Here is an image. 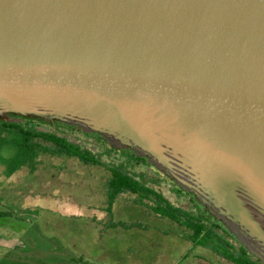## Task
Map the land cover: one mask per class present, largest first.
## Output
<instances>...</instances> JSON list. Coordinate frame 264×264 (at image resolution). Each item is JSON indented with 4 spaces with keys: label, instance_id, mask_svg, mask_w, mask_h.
I'll list each match as a JSON object with an SVG mask.
<instances>
[{
    "label": "water",
    "instance_id": "1",
    "mask_svg": "<svg viewBox=\"0 0 264 264\" xmlns=\"http://www.w3.org/2000/svg\"><path fill=\"white\" fill-rule=\"evenodd\" d=\"M10 114L145 158L264 264V0H0Z\"/></svg>",
    "mask_w": 264,
    "mask_h": 264
},
{
    "label": "rangeland",
    "instance_id": "2",
    "mask_svg": "<svg viewBox=\"0 0 264 264\" xmlns=\"http://www.w3.org/2000/svg\"><path fill=\"white\" fill-rule=\"evenodd\" d=\"M112 154L100 159L119 168L120 159ZM126 169L149 186L144 168L131 164ZM109 176L104 166L61 157L42 156L36 170L21 168L11 175L0 166V212H11L0 218V264H211L194 258L197 248L184 252L185 243L152 230L169 229L171 234L182 227L149 216L126 195L109 201L103 194ZM161 189L171 204L186 208L182 199ZM214 246L216 255L208 252L204 258L234 264L226 247Z\"/></svg>",
    "mask_w": 264,
    "mask_h": 264
},
{
    "label": "trees",
    "instance_id": "3",
    "mask_svg": "<svg viewBox=\"0 0 264 264\" xmlns=\"http://www.w3.org/2000/svg\"><path fill=\"white\" fill-rule=\"evenodd\" d=\"M30 119L32 118H24L14 114H10L6 118H0V166L5 169L6 175H11L21 168H26L29 171L36 170L42 156L75 159L88 166H104L110 172V178L105 187L109 201L126 195L128 196L126 198L130 201L147 206L145 200H153L158 206V208L152 209L154 212L176 221L184 216L183 224L192 231L193 239H197L195 243L201 246L212 243L213 245L218 244L222 248L226 247V251L232 255L231 259H233L234 264H262L249 254L221 223L214 222L213 218L195 200L194 203L198 210V213L195 214L191 213V209L188 213L183 214L181 209L168 204H166V210L162 209L159 206L163 202L162 198L127 171L126 166L135 164L134 160L118 153L116 156L120 159L117 165L119 168L113 166L112 162V164L109 162L104 163L101 161L100 156L107 155L111 157L112 152H92L89 148L79 144L75 138L63 134L64 131L72 130L73 127L58 122L62 127L60 130L39 131L37 130L39 125L31 122ZM93 135L99 136L97 134ZM130 154L133 159H143L136 158L133 152H130ZM177 189L183 191L179 187ZM131 195H135L137 198H129ZM10 214L9 211L0 212V218ZM228 238L234 241L236 245L234 246L228 241Z\"/></svg>",
    "mask_w": 264,
    "mask_h": 264
},
{
    "label": "flooded vegetation",
    "instance_id": "4",
    "mask_svg": "<svg viewBox=\"0 0 264 264\" xmlns=\"http://www.w3.org/2000/svg\"><path fill=\"white\" fill-rule=\"evenodd\" d=\"M24 118H32L30 119L31 122L36 123L37 125H39V127L41 126L50 131H56L62 128L58 124L57 121H55L54 123H51L50 121H46L42 118L31 117V116L24 117ZM63 134L75 138L79 144H81L82 146H85L86 148H89L91 144L97 146V149H94L91 147L89 148L92 152L98 151V152H114L116 154L121 153L124 156L128 157L129 159L134 160L135 164H132L133 168H144L145 169V172H144L146 174L145 180H147L149 184V186L147 185L146 186L149 187L151 190L155 191L162 198L163 202H161L159 205L162 209L164 210L167 209L166 204L170 206H174V204H171L168 197L164 195L165 192L163 193L161 186L165 188L167 196L176 195L184 201V203L186 204V208H182L179 205L174 206V207L181 209L183 214L188 213L192 206L194 208H197L194 203V199L190 194L185 193V191L178 190L176 185L170 179H168L165 175H163L161 172L156 170L150 163H148V161L145 158L138 157L134 154L136 158H143V159H137V160L133 159V156H131L130 154V152H133V151L128 150V149H114L111 146H109L108 143L102 137L93 135L92 133L83 132L80 129H77L75 127H73L72 130L64 131ZM107 146H109L110 148H108ZM108 179L106 180L108 181ZM131 196H133L132 198H137V196L135 195H131ZM145 202L149 205L148 207H151L153 210L154 208L155 209L158 208L157 204L153 200L151 201L145 200ZM180 218H184V216ZM178 222L183 223L184 221L179 220Z\"/></svg>",
    "mask_w": 264,
    "mask_h": 264
},
{
    "label": "crops",
    "instance_id": "5",
    "mask_svg": "<svg viewBox=\"0 0 264 264\" xmlns=\"http://www.w3.org/2000/svg\"><path fill=\"white\" fill-rule=\"evenodd\" d=\"M103 194H104V196H106L105 189L103 191ZM129 203L130 204L132 203V204H135L137 206H140L141 208H143L144 210H146V213L149 216H153L155 218L167 219L171 223H173L175 225H178L179 227H182V228H179L178 231L171 232V234H169V231H171L169 229L153 227L155 229H152V230L155 233H158L161 236L169 237V235H171L172 237L178 239L181 243H185V245L183 247V251L184 252H186L187 250L190 251L192 248H197L196 253L198 255L197 256H194V258H196V260H198L200 262L203 260V261H207V262H209L211 264H215V263H213L214 261H212L211 259H207L206 257L204 258V255H206L208 252L210 254H212L213 256L216 255V252L214 251L215 248H214V245L212 243H210V245H205V246H201V245H199L197 243H192V240H191V238H192V231L190 229L186 228L183 223H179L178 221H176V220H174V219H172V218H170L168 216H164V215H161V214H158V213L154 212L151 207H148L149 206L148 204L146 206L144 204H136V203H134L132 201H130ZM130 225L133 226V223L130 224ZM138 227H142V228L148 227L149 228V226H146V225H143V224H139ZM143 230L148 231L150 229H147L146 228V229H143ZM202 250L205 251V252H202ZM200 252L202 253L201 256H199L201 254Z\"/></svg>",
    "mask_w": 264,
    "mask_h": 264
}]
</instances>
